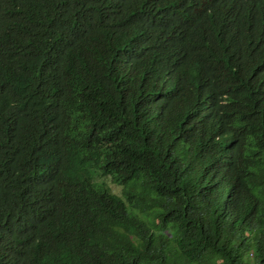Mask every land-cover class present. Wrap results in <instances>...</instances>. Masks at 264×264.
<instances>
[{
  "label": "trees",
  "instance_id": "obj_1",
  "mask_svg": "<svg viewBox=\"0 0 264 264\" xmlns=\"http://www.w3.org/2000/svg\"><path fill=\"white\" fill-rule=\"evenodd\" d=\"M0 264H264V0H0Z\"/></svg>",
  "mask_w": 264,
  "mask_h": 264
},
{
  "label": "rangeland",
  "instance_id": "obj_2",
  "mask_svg": "<svg viewBox=\"0 0 264 264\" xmlns=\"http://www.w3.org/2000/svg\"><path fill=\"white\" fill-rule=\"evenodd\" d=\"M120 193V191H118Z\"/></svg>",
  "mask_w": 264,
  "mask_h": 264
}]
</instances>
